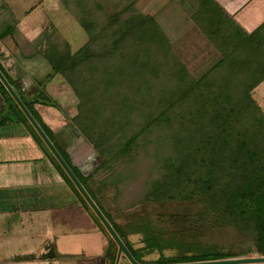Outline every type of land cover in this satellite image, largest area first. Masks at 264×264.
<instances>
[{
    "label": "trees",
    "instance_id": "16d2710c",
    "mask_svg": "<svg viewBox=\"0 0 264 264\" xmlns=\"http://www.w3.org/2000/svg\"><path fill=\"white\" fill-rule=\"evenodd\" d=\"M63 1L88 34L76 51L70 50L57 31H41L22 44L16 24H6L0 29V38L18 33L13 38L24 57L41 55L51 68L47 76L61 75L76 95L77 112L71 121L100 161L85 175L67 164L87 192L92 191L89 180L97 186L112 179L125 189L135 187L133 198L123 208L142 211L134 230L141 234L142 245L134 247L127 238L132 231L107 217L134 259L160 264L246 257L249 253L264 256V112L251 95L264 80V22L208 69L194 75L172 53L155 17L138 10L135 0L118 1L119 6L108 10L104 2ZM236 50L241 54L235 55ZM0 70L17 88V80L1 64ZM1 88L11 98L0 82ZM1 96L0 126L20 118L45 146L21 117L19 107L20 113L12 117L6 108L7 96ZM20 98L36 119L38 114L29 105L33 101H25L22 92ZM130 98L143 109L141 121L133 126L126 115ZM62 153H67H60L65 160ZM136 161L146 162V174L139 176L138 171L134 178L128 166ZM60 172L106 231L64 170ZM172 204L177 209L165 212ZM147 206L156 212L149 213ZM214 232L224 233L225 239L243 248H216L205 239ZM111 241L108 259L114 264L117 245ZM167 247L186 251L142 259L143 251Z\"/></svg>",
    "mask_w": 264,
    "mask_h": 264
},
{
    "label": "rangeland",
    "instance_id": "374dc122",
    "mask_svg": "<svg viewBox=\"0 0 264 264\" xmlns=\"http://www.w3.org/2000/svg\"><path fill=\"white\" fill-rule=\"evenodd\" d=\"M93 1L99 3L104 2V8L108 10L111 6H119L120 3L118 1L123 3L126 0ZM91 4H93V2ZM135 4L138 10L155 17L168 38L172 53H175L187 70L194 75H198L205 69H208L214 62L222 57L225 52L228 53L230 49L235 48V46L248 34L247 31L238 27L232 18L229 17L214 0H135ZM73 6H75L74 3L72 4V7ZM93 7H96V4H93ZM6 24H16L20 36L17 38L22 44H24V40L26 39L24 37H34L44 30H47L48 33L51 32L50 34H53L54 31L60 33L68 42L72 52L81 47L88 39L87 32L79 24L77 18L68 11L63 0H0V29ZM18 33L6 36L3 39L0 38V46L9 52L16 50L17 43L13 36L16 37ZM240 54L239 50H236L235 55ZM50 70L51 68L48 62L42 58V78L35 84V87H37L33 94L35 98H33L34 101L29 105L33 106L36 101H41L45 106V115L50 117L51 121H56L57 125L54 124V126H59L60 128L71 126V117L77 112L78 99L74 92L67 86L61 75L56 74L54 76H47ZM158 76L159 75H156V77ZM153 82L155 81L153 80ZM168 82L169 85H172L170 79ZM2 93L8 98L6 101L7 111L12 114V117H16V114L19 112L18 105L12 97L9 98L4 88L0 89V95H2ZM251 95L264 112V80L251 90ZM132 99L133 98H130L129 100L131 107L126 115L133 126L141 121L142 114L140 113L143 109L140 110L142 104L139 101L137 102ZM20 115L22 118H26L23 112ZM36 121L43 131L45 130L44 132L47 136H50L49 139H52L56 144V146H54L59 150V153L63 152L64 149H60L61 145H57L52 135V129L49 125L45 124L43 117L41 119L37 116ZM26 127L32 131L29 125ZM73 131L75 130L73 129ZM125 132L131 133L127 129ZM31 134L35 142L39 141L33 132ZM41 147L44 155L42 160H39L37 163L33 161L21 165L13 163L10 169L5 167L0 170V178H5L11 183L9 185L13 186L26 180H30L33 184L54 182L55 174H57V171L61 174L60 170L62 167L60 165L58 166V161L50 151H47L45 148L46 146ZM67 148L74 162L80 165V170L84 174L91 172L100 161L98 154H96L88 142H84V140L80 139L79 141H75ZM63 155L65 161L71 168L77 171L69 159V156L67 154ZM136 162V165L129 163L130 167L128 166V169H131L132 174L135 175L134 178L137 177L138 171L139 176L141 173L144 174L146 172V162L142 164L141 161ZM122 165L124 166V164ZM118 167L120 168V166ZM55 168L56 170L54 172ZM13 181H15V184H13ZM29 183L30 182L27 184ZM88 183L96 195L95 197L94 193L89 191L92 196L91 198L101 207L106 215L104 216L106 218L108 217L110 220L112 217L119 225L132 231L127 238L133 241L134 247H137L135 245L138 244L142 245V243H140V241H142L140 239L141 234L134 232V230L137 229L135 225L136 221L140 222L141 220H138L137 217L143 216L142 213H140L142 211L139 210L140 208L138 207L139 211L130 210L132 208H123V205L133 198L135 187L132 185L129 189H125L123 186H120L118 181L112 179L107 180V182L100 186H97L91 180H89ZM82 207V209H78L74 206L55 209L42 208V212H40L43 217L42 225H38L41 223L36 224L37 226H35L36 229L34 230L38 234H29L23 244H20L17 239L14 244L16 247L19 245L21 246L19 251L16 250V252H12L9 250V252H0V264H8L7 258L9 261L11 260L13 264H35L32 259L35 254L37 257L41 258V260L47 261V263L50 264L51 262L54 264L56 257L66 260L59 264H110V259L108 258L109 252L113 249L111 246L112 238L109 233L99 225L98 221L93 218L86 209L84 203H82ZM173 209L176 210L177 206L172 204L170 206L168 205L166 210H164L165 212H169L173 211ZM146 210L149 213L152 211V214L156 212V210H152L151 206H147ZM13 212L14 213H8L7 215H10L9 217L13 219L14 228L17 230L21 228V231H23L26 229L29 222L25 219V215L27 214L23 212L18 213L19 211ZM152 214H149L148 217H152ZM8 221L10 225V219L8 220L6 216L0 218V234L3 230L7 231L10 228V226H7ZM91 222L98 225L101 230L99 232L92 230ZM49 231H53V234L45 235V233ZM10 236L11 235L8 236L9 240L11 238ZM18 236L19 235L15 237V235H13V238L16 239ZM224 236V233L220 235L214 232L213 234L207 235L205 239L219 249L237 250L243 248L239 245H233V241L225 239ZM9 240L8 243L10 244ZM6 241L7 240L3 241L5 245L7 244ZM135 241L137 243H134ZM184 251L186 250L180 251L177 248L168 247L162 249V251L156 250L151 253L143 251L142 259L155 260L157 257H160L162 253H164L165 256H171L182 254ZM3 256L4 258H2ZM247 256H253V254L249 253ZM138 259L142 261V259ZM119 264L130 263L122 254L119 259Z\"/></svg>",
    "mask_w": 264,
    "mask_h": 264
},
{
    "label": "crops",
    "instance_id": "0c3cea01",
    "mask_svg": "<svg viewBox=\"0 0 264 264\" xmlns=\"http://www.w3.org/2000/svg\"><path fill=\"white\" fill-rule=\"evenodd\" d=\"M214 1L229 15V17L232 18L238 27L247 31V33L252 32L264 22V0ZM34 37L24 38L30 41ZM18 47L19 46L17 45L16 50L9 52L0 46V64L10 77L17 80L18 87L16 88L13 85L12 87L15 89L18 95L20 96V92H22L25 97V101L30 103V101H34L33 98H35L33 96L35 88H37L35 87V84L40 78H42V56L34 55L30 58H26ZM3 103L4 102L0 95V106H2ZM32 107L41 119L43 117L45 124L50 126L54 140L59 146L61 145V148L64 149V151H66L72 164L82 173V175H85L80 170V165L74 162V159L70 155V152L67 148L69 145H71V143L73 144L75 141H79L80 139L83 140L78 129L73 125V123L71 126H65L63 128L54 126V124L57 125L56 121H51L50 117L45 115V106L41 101H36ZM19 120L12 123L8 122L9 124L0 126V170L5 167L10 169V166L13 163H18L19 165L25 164L27 162L31 163L33 161L37 163L44 157L41 147L42 145L38 141L35 142L31 137L32 132L26 127L28 126L27 123ZM73 129L75 131H73ZM55 170L56 168L54 169V172ZM54 179V182L44 184H33V182L30 180L15 184V181H13V184H15L13 186L9 185L11 183L5 178H0V218H4L6 216L8 220L10 219V225L9 221L7 224L8 227L10 226V228L7 231L3 230L0 234L1 253H4V251L9 252V250L12 252H16V250L19 251L21 246L19 245L16 247L14 244L15 241L18 239L17 241L20 242V244H23L29 234L36 233L34 231L36 229L35 226H37L36 224L41 223L38 225H42L43 217L40 213L42 212V208H70L71 206H74L78 209L83 208L78 197L74 195L58 171L57 174H55ZM28 182L30 183L27 184ZM92 191L94 193L93 189ZM13 211H19L18 213L23 212L27 214L25 215V219L29 222L26 229L23 231H21V228L18 230L15 229L13 219L9 217L10 215H7L8 213H14ZM91 224L92 230H95L96 232L101 230L98 225L94 224L93 222H91ZM52 234L53 231L45 233V235ZM9 235H11L10 240L8 239ZM13 235H15V237L17 235L19 236L15 239L13 238ZM4 240H7L6 245L3 243ZM8 240L10 241V244L8 243ZM2 258H4V256ZM32 259L35 264H50L47 263V261L45 262L41 260V258L36 256V254L32 257ZM54 261V264H59L66 260L56 257ZM7 262L8 264H13L8 258Z\"/></svg>",
    "mask_w": 264,
    "mask_h": 264
},
{
    "label": "water",
    "instance_id": "95a60500",
    "mask_svg": "<svg viewBox=\"0 0 264 264\" xmlns=\"http://www.w3.org/2000/svg\"><path fill=\"white\" fill-rule=\"evenodd\" d=\"M0 82L3 84L5 89L8 91L10 96L13 98L15 103L18 105V107L21 109V111L26 116L27 120L30 122L32 127L34 128L35 132L39 135L47 149L50 151V153L55 157V159L58 161L59 165L62 167L64 172L67 174L77 191L80 193V195L83 197V199L86 201V203L89 205L91 210L94 212V214L98 217L102 225L105 227L106 231L109 233L115 244L117 245L116 250V256L114 264H119V259L121 255L123 254L130 264H142L134 259L132 254L130 253L129 249L126 247L122 239L119 237L113 226L110 224V222L107 220V218L104 216L100 208L97 206V204L94 202V200L91 198L87 190L84 188L82 183L79 181L77 176L74 174L70 166L67 164V162L64 160V158L61 156L59 151L56 149L52 141L49 139V137L46 135V133L43 131V129L40 127L36 119L33 117V115L30 113L28 108L26 107L24 101L20 98L18 93L15 91V89L12 87V85L7 81L4 74L0 70ZM160 264H264V256H246V257H237V258H226V259H214V260H202V261H188V262H175V263H160Z\"/></svg>",
    "mask_w": 264,
    "mask_h": 264
}]
</instances>
